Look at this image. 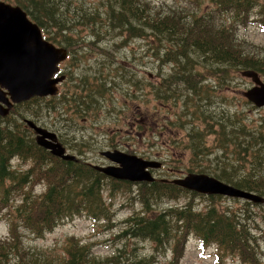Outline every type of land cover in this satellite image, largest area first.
Listing matches in <instances>:
<instances>
[{"label": "rangeland", "instance_id": "1", "mask_svg": "<svg viewBox=\"0 0 264 264\" xmlns=\"http://www.w3.org/2000/svg\"><path fill=\"white\" fill-rule=\"evenodd\" d=\"M86 1L90 3L95 0ZM152 1L163 6L186 7L187 10L197 13L203 8L211 7L209 0H199L200 3L197 5L189 2L190 0ZM258 10L259 6L253 9L251 18L256 17ZM227 15L232 17V14ZM249 20L251 21L247 25H234L235 32L238 39L248 47L261 50L264 47V27L255 19ZM105 21L107 19H104L102 23ZM214 21L220 23L218 18ZM88 31L87 28L83 32L87 36L85 44L76 43L71 48L76 49L77 52L79 50L80 54L77 55L81 58L69 63L70 71H73V67L75 71L70 75L72 78H76L75 73L78 78L89 77L88 80H92V86L98 89L96 94L103 100V103L96 104L91 109L82 106L84 112L79 111L80 107H74L77 113L75 115L70 111L69 113L60 111L63 110L64 105L56 95L40 97V101L34 100L30 103L25 101L14 106L17 112L12 113L13 108L7 117L9 120H19L22 123L15 126L16 130L30 132L36 139L37 132L28 123L32 121L37 126L55 133L57 141L66 148L67 152L77 156L85 164L119 167L118 163L102 154L103 151L118 150L147 161H161L164 164L163 167L156 169L152 174L158 178L176 179L185 177L190 172L213 176V172L220 166V156L225 154L219 144V133L223 126L228 132L237 125L229 120V116L233 113L242 112L241 114H244L242 117L249 127L248 133H254L262 127V124L264 126V107L255 106L243 94L253 86L252 79L244 77L239 71H231L223 87H221L219 74V87L215 91L214 98L213 91H210L208 86L201 89L200 95L204 96L206 91L208 94L202 102V109H205L206 115L204 117L201 112L195 114V110L198 109L195 101L199 97L196 94H190L182 85L172 93L162 89L159 83L152 86V82H158L159 75L164 85H172L177 77L172 66L181 68L184 64V60L177 58V55L172 56L175 58L174 61H168L164 56L166 49L170 47L169 42H162V47L157 49V41L149 36L150 29H144L146 35L143 37L120 35L117 31L108 30L100 39L90 37L89 33L87 34ZM80 36L81 34L75 37ZM156 54L159 59L155 57ZM70 60L71 58L68 61ZM196 61L197 58L194 64ZM194 64L191 69L192 62H188L181 70V73L190 79L192 85L206 72L201 62L197 61L196 66ZM133 71L136 82H132L134 77L130 73ZM106 75L110 78L107 83L103 86L94 84L96 78ZM262 77L264 80L263 75ZM65 94L66 96L72 94L67 87L62 96L65 97ZM149 112L150 114L158 113L157 119H160V122L157 127L160 129L163 122L172 123L170 124L172 132L163 131L158 133L161 135L157 134L159 137L154 138L150 130L149 132L145 130L146 125L140 128L139 124L149 122ZM191 112L192 116L189 115ZM135 118H139L140 123ZM133 120L137 122L139 131L133 128ZM186 120L189 123H186ZM182 126L187 127L188 138L184 133L173 134L182 131ZM193 126L204 131L203 137L197 141V150L194 149L195 142L192 141V135H190ZM246 134L242 135L241 140L245 137L251 138ZM233 145L232 142L229 148ZM254 147L256 149L261 147L262 152L260 165L255 168L256 173H259L264 171V142L262 146ZM194 151H198V155H195ZM249 158L245 162L241 161L240 172L248 171L253 164L251 156ZM12 164L19 171H25L30 167L29 163L20 159L13 160ZM191 168L192 171H189ZM159 173L161 175H158ZM132 183L137 184L132 187L122 185L114 192H111V183H108V187L102 188L110 219L101 218L95 221L85 213H72L43 237L33 236L31 232L22 227V221L19 222L21 227H18V231L22 234L24 245L28 248L40 249L47 256L61 257L66 240L74 237L82 243L81 245L87 244L98 260L106 261L114 254H121L123 255L120 261L122 263L142 256L153 258L155 264H253L251 261L254 256H264V234H262L264 232V206L253 204L250 206L252 210L247 212L243 198L239 197L224 196L219 199L220 202L217 200L215 204L220 211L229 207L240 215L237 221L244 225L249 240L252 242L249 243L250 248L247 254L249 262L242 260L237 254H227L214 245L205 247L195 234H185L180 230L181 221L176 217L172 219L173 227L169 235H161L163 244L159 245L160 241L157 240L136 237L129 232L135 224L136 217L152 215V211L167 212L171 208H183L189 202L193 205L195 212H203L207 211L213 202L209 199L210 194H193L192 190L186 188L184 189L188 191L177 198H154L152 193L144 197L138 189V184L141 182ZM43 189L44 187L38 184L34 187V193L38 194ZM17 197V204H20L23 195L20 194ZM144 200L148 201L147 206ZM2 208L0 209V241L11 236L9 218L7 219L8 209ZM260 227L263 229H259Z\"/></svg>", "mask_w": 264, "mask_h": 264}, {"label": "trees", "instance_id": "2", "mask_svg": "<svg viewBox=\"0 0 264 264\" xmlns=\"http://www.w3.org/2000/svg\"><path fill=\"white\" fill-rule=\"evenodd\" d=\"M7 1L20 5L42 28L48 39L57 45L67 47L68 50H72L76 41L81 39V36L77 38L75 36L86 35L83 32L87 28L89 29L87 34L94 39H100L108 30L117 31L120 35L128 33L143 37L146 35L144 29H150L149 36L154 35L158 44L157 49L162 47V42L170 43L164 54L168 61L175 60L172 58L173 55L180 59L187 57V63L192 62L193 69L197 58L194 56L200 53L201 56L205 54L208 60L217 62L221 87L224 86L231 71L241 73L242 70L252 69L264 76L262 53L264 47L261 50L248 47L238 39L234 28L236 24L247 25L251 21L249 19H255L264 27V0H209L211 7L203 8L199 13L187 10L186 7L155 4L152 0H95L90 3L86 0ZM189 2L196 5L200 3L199 0ZM257 6L259 10L256 17L251 18V13ZM227 14H232V17H228ZM216 18L220 20L219 24L214 21ZM102 19L107 21L102 23ZM81 44H85V41H81ZM183 68L174 71L177 77L172 85L166 86L162 80L160 87L166 92H174L176 84L178 83L180 87L183 83L185 76L181 73ZM214 70L216 71V67ZM187 79L191 94L199 97L195 101L198 108L195 114L201 112L205 117L202 102L208 94L206 91L202 96L200 91L207 85H202L200 79L192 85L190 79ZM39 99L41 98L34 97L26 103ZM15 112L16 108L12 110V113ZM241 113L229 116V120L237 124L233 130L229 129L227 132L223 126L224 129L222 128L219 133V144L225 154L220 156V166L213 172V176L264 197V171L256 173L255 170L262 160L260 146L264 142V126L262 124L254 133H248L249 127L243 120L244 114ZM8 116H0V209L1 207L8 209L7 219L9 218L11 236L0 241V264H155L153 258L142 256L122 263L121 254H114L108 260L101 261L93 255L87 244L81 245L82 243L74 237L66 240L61 257L47 256L40 249L24 245L22 234L18 231L19 222L22 221V227L33 236L43 237L72 213H85L95 221L101 218L110 219L102 188L108 187V183H111L110 189L114 192L122 185L132 187L137 183L106 176L92 165L80 160H64L53 155L48 149L40 146L30 132L16 130L15 126L22 123L19 120H9ZM145 125V130L149 132V123H141L139 127L143 128ZM245 133L251 138L245 137L241 140ZM190 135L195 142L194 149L197 150V141L204 133L195 128L190 130ZM232 142L234 145L229 148ZM254 146L260 148L256 149ZM194 154L198 155V151H194ZM250 156L253 164L248 171L240 172L241 161L245 162ZM19 159L29 163L30 167L25 171L14 168L12 161ZM189 171H192V168ZM38 184L44 189L36 194L34 187ZM138 189L144 197L152 193L154 198H177L188 191L173 182L160 180L141 182ZM192 193L203 195L194 191ZM20 194L23 198L21 203L17 204V196ZM224 196L209 195L213 203L203 212H195L189 202L183 208H171L167 212L152 211V215L136 217L135 224L129 232L136 237L160 241V245L164 243L161 241V235H169L173 227L172 219L176 217L181 221L180 230L185 234H195L205 247L214 245L227 254H237L242 260L249 262L247 254L249 243L252 242L244 225L237 221L240 215L229 207L220 211L215 204ZM242 200L247 212L252 210L250 206L253 204L264 206V203ZM144 201L147 206L148 201ZM251 262L264 264V256H254Z\"/></svg>", "mask_w": 264, "mask_h": 264}, {"label": "water", "instance_id": "3", "mask_svg": "<svg viewBox=\"0 0 264 264\" xmlns=\"http://www.w3.org/2000/svg\"><path fill=\"white\" fill-rule=\"evenodd\" d=\"M67 54L65 48L57 47L44 37L40 26L21 6L0 0V116L8 115L14 105L33 97L56 95L57 84L65 78L64 75L56 76L58 65ZM241 74L254 82L251 88L244 91V96L255 106L264 107V81L258 72L246 69ZM28 123L37 132L36 142L40 146L64 160H77L57 141L55 133L32 121ZM102 154L120 166L92 164L95 169L113 178L131 182L154 181L156 177L148 168L161 165L118 150L103 151ZM172 182L203 194L239 197L254 203H264V197L259 194L205 173L190 172Z\"/></svg>", "mask_w": 264, "mask_h": 264}, {"label": "flooded vegetation", "instance_id": "4", "mask_svg": "<svg viewBox=\"0 0 264 264\" xmlns=\"http://www.w3.org/2000/svg\"><path fill=\"white\" fill-rule=\"evenodd\" d=\"M126 34H128V33H126ZM126 34H122V35H126ZM152 37L155 40L154 35H152ZM86 38H87L86 35L85 36L81 35V39L79 41H76V43H80L81 40L86 41ZM72 43H73V40H72ZM70 45H71V43H70ZM59 46L67 49V51H68V57H66V59L59 64V71L57 74V76H63V75L65 76V78L60 83H58V93L56 94V96L58 97L57 99H59V101L64 105V107H62L63 110H60V111H65L66 113H69V111H70L71 113L77 115V113H75L76 109H74V107L75 108L80 107L79 111L84 112L82 106H86L87 109H91L92 106L99 104V103H95L94 100H97L100 103H103V100L101 98H99L98 95L96 94V91L98 89H96L95 86H92V80H88L89 77H79L78 78V76H76V73H75L76 78H72V76L70 75V73H72L74 71V67H73V71H70V64L69 63H71L72 60L76 61L77 59L81 58V56L77 55V54H80V51L78 50V52H77L76 49L68 50V48L65 46H61V45H59ZM155 57L157 59H159L157 57V54ZM196 57H197V61L201 62L205 66V69H206V72L200 77V83L202 85H207L209 90L213 91V98H214L215 91L219 87V85H218V78H219V74H220V71L218 69L219 64L217 62H215L214 60L209 61L205 54H203L201 56L200 53H198L196 55ZM70 58H71V60L68 61ZM183 60H184V64L181 68L185 67L184 65L187 63V57L183 58ZM161 62H163V61H161ZM196 62L194 64L195 66H196ZM172 67L174 68V70L181 69L179 67H176L175 65ZM215 67H216V71L214 70ZM130 74H132V76L134 77V80L132 82H136L135 72L133 71ZM259 75H260L261 79L263 80L262 75L260 73H259ZM109 79L110 78L108 75L102 76L101 78H96V80L94 81V84L95 85L99 84L100 86H103L104 83H107ZM156 83L157 84L159 83V86H160V84H161L160 75H159L158 82H152V86H155ZM134 85L136 86V84H134ZM253 85H254V82H253ZM182 86H183V88L187 89L188 92L191 94L190 89L188 87V79L186 76L183 77ZM66 87L68 90H70V92L72 94L71 95L68 94L67 96L65 94V97H63L62 95L65 93ZM178 87L179 86L177 83L176 89ZM100 95L102 96V94H100ZM71 104L73 106H70ZM150 113L151 112H149V114ZM157 114L158 113L154 112L153 114H150V116L148 117V119H149V122H148L149 123V130L151 131L154 138L159 137V136H157V134L160 132L161 133L163 131L168 132L167 130L172 132L171 127H170V124H172V123L167 124L166 122H163L161 129H160V127L159 128L157 127L158 122H160V119H157ZM189 115L192 116V112ZM78 116H79V114H78ZM135 120L140 123L139 118H135ZM142 120L143 119H141V121ZM136 121L133 120V128L136 131H139V129L137 128V125H136L137 124ZM145 122H146V120H145ZM185 122L189 123L187 120ZM139 126H140V124H139ZM186 128L187 127L182 126V131H177V132H174L173 134L178 135V134L184 133L186 135V138H188ZM195 128L200 133H204V131L202 129L195 127V126H193L191 128V130H193ZM158 129H160V130H158ZM170 132H168V133H170ZM158 135H161V134H158ZM78 161H79V159H78ZM159 163L161 164L160 167L152 168L151 169L152 173H154L156 171V169H160L163 167V165H164L163 162L160 161ZM158 175H161V174L159 173ZM156 179L163 181V182H170V181L174 180V179H165V178H158V177H156Z\"/></svg>", "mask_w": 264, "mask_h": 264}, {"label": "bare ground", "instance_id": "5", "mask_svg": "<svg viewBox=\"0 0 264 264\" xmlns=\"http://www.w3.org/2000/svg\"><path fill=\"white\" fill-rule=\"evenodd\" d=\"M91 23H92V21H91ZM196 24V23H195ZM188 26V25H187ZM197 26V25H196ZM182 30V29H181ZM195 30V29H194ZM190 33V32H189ZM189 35V34H188ZM180 36V35H179ZM191 38V37H190ZM162 53V52H161ZM160 57V56H159ZM95 104V103H94ZM222 165V164H221ZM233 214V213H232ZM233 216V215H232Z\"/></svg>", "mask_w": 264, "mask_h": 264}]
</instances>
